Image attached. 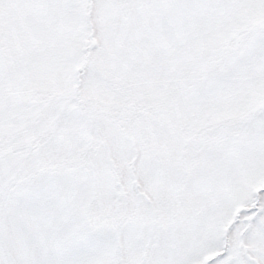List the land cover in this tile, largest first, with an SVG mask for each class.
I'll return each mask as SVG.
<instances>
[{
	"label": "snow or ice",
	"instance_id": "1",
	"mask_svg": "<svg viewBox=\"0 0 264 264\" xmlns=\"http://www.w3.org/2000/svg\"><path fill=\"white\" fill-rule=\"evenodd\" d=\"M0 264H264V0H0Z\"/></svg>",
	"mask_w": 264,
	"mask_h": 264
}]
</instances>
